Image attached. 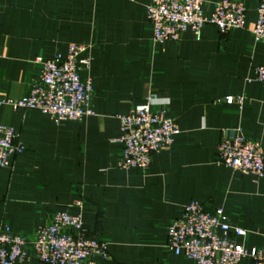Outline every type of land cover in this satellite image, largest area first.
Returning a JSON list of instances; mask_svg holds the SVG:
<instances>
[{
    "label": "crops",
    "instance_id": "1",
    "mask_svg": "<svg viewBox=\"0 0 264 264\" xmlns=\"http://www.w3.org/2000/svg\"><path fill=\"white\" fill-rule=\"evenodd\" d=\"M217 0H204L209 15ZM242 28L207 24L196 39H153L150 0H0V123L20 133L24 150L0 167V226L32 234L59 212L83 215L88 235L108 243L99 264H195L167 248L169 225L193 200L220 206L248 249L264 244V175L242 174L217 160L232 130L264 152V84L249 80L264 65L252 33L259 0ZM70 42L91 45L94 114L53 121L37 109H14L42 64ZM151 96L154 111L175 120L174 142L144 170L121 168L119 116ZM226 96H243L227 103ZM81 202V206L77 203ZM16 264H45L32 256ZM239 264H253L249 257Z\"/></svg>",
    "mask_w": 264,
    "mask_h": 264
},
{
    "label": "built area",
    "instance_id": "2",
    "mask_svg": "<svg viewBox=\"0 0 264 264\" xmlns=\"http://www.w3.org/2000/svg\"><path fill=\"white\" fill-rule=\"evenodd\" d=\"M203 5L204 0H150L147 19L153 27L154 41H179L188 31L199 39L207 24L221 32L245 25L247 9L240 0H217L209 15ZM252 33L256 42L264 44V0L258 2ZM90 49V44L70 42L65 54L57 53L49 59L38 57L42 64L39 78L26 95L7 103L14 109H37L56 123L94 114L92 79L83 76L92 63ZM249 80L264 84V65L257 66ZM224 100L242 103L244 97L226 96ZM151 101L148 96L145 103L119 116L121 168L144 170L151 164L153 154L168 148L180 131L174 119L152 109ZM23 150L20 133L0 123V167L9 165L11 157ZM217 160L242 174L256 178L264 175L261 143L247 137L241 128L220 140ZM77 205L81 206V202ZM245 233L243 228L230 225L222 207L209 209L203 202L193 200L169 225L167 248L195 264H239L245 257L253 264H264V244L248 249L235 241L233 235ZM32 256L45 264H99L98 258L109 257V248L105 240L88 235L81 212L59 211L32 234L15 232L7 224L0 226V264H16Z\"/></svg>",
    "mask_w": 264,
    "mask_h": 264
}]
</instances>
